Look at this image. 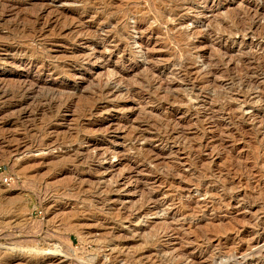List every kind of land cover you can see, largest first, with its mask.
Here are the masks:
<instances>
[{
	"label": "rangeland",
	"instance_id": "rangeland-1",
	"mask_svg": "<svg viewBox=\"0 0 264 264\" xmlns=\"http://www.w3.org/2000/svg\"><path fill=\"white\" fill-rule=\"evenodd\" d=\"M0 2V264H264V0Z\"/></svg>",
	"mask_w": 264,
	"mask_h": 264
},
{
	"label": "bare ground",
	"instance_id": "bare-ground-1",
	"mask_svg": "<svg viewBox=\"0 0 264 264\" xmlns=\"http://www.w3.org/2000/svg\"><path fill=\"white\" fill-rule=\"evenodd\" d=\"M42 1H43V0H42ZM59 1H60V0H59ZM0 3H1V2H0ZM9 3H10V2H9ZM12 3H13V2H12ZM63 3H64V2H63ZM3 4H4V3H2V5H3ZM5 4H7V3L5 2ZM5 4H4V5H5ZM45 4H46V3H45ZM45 4L43 3L42 6L45 5ZM74 4H75V3H74ZM4 5H3V7L5 8V7H6L7 5H9V4H7L6 6H4ZM48 5H49V4H48ZM11 6H12V5H11ZM11 6H10V8H11ZM16 6H17V5H16ZM42 6H41V7H42ZM7 7H9V6H7ZM39 7H40V6H39ZM0 8L2 9V7H0ZM13 8H14V7H13ZM13 8H11L12 11H13ZM17 8H18V7H17ZM8 9H9V8H8ZM11 9H10V10H11ZM42 9H43V8H42ZM42 9H41V11H43ZM45 9H46V8H45ZM51 10H52V9H51ZM3 11H6V10H3ZM3 11H2V12H3ZM7 11H8V10H7ZM41 11H40V12H41ZM2 12H1V13H2ZM14 12H15V11H14ZM16 12H17V11H16ZM22 12H23V10H22ZM43 12H44V11H43ZM59 12H60V11H59ZM4 13H6V12H4ZM48 13H49V12H48ZM15 14H16V13H15ZM49 14H50V13H49ZM57 14H58V13H57ZM45 15H46V14H45ZM55 15H56V14H55ZM37 16H40V14L38 13ZM47 16H48V15H47ZM50 16H53V15H50ZM58 16H59V14H58ZM12 17H13V16H12ZM43 17H44V16H43ZM59 17H60V16H59ZM64 17H65V16H64ZM0 18H1V17H0ZM35 18H36V17H35ZM56 18L59 19L58 17H56ZM72 18H73V17H72ZM67 19H68V18H67ZM76 19H77V17H76ZM3 20H4V18H3ZM29 20H30V22H31L32 19H29ZM29 20H28V21H29ZM33 20H34V19H33ZM39 20H40V17H38L37 21L39 22ZM47 20H48V17H47ZM53 20H54V19H53ZM19 21H20V20H19ZM24 21H25V20H24ZM34 21H35V20H34ZM45 21H46V20H45ZM45 21H44V22H45ZM73 21H74V20H73ZM22 22H23V21H22ZM49 22H50V21H49ZM18 23H19V22H18ZM39 23H40V22H39ZM64 23H65V22H64ZM82 23H83V22H82ZM3 24H5V23H3ZM37 24H38V23H37ZM46 24H47V23H46ZM46 24H45V26H46ZM80 24H81V23H80ZM12 25H13V24H12ZM42 25H43V24H42ZM4 26H5V25H4ZM38 26H39V25H38ZM53 26H54V25H53ZM55 26H56V23H55ZM30 27H31V26H30ZM41 27H42V26H41ZM68 27H69V26H68ZM37 28H38V27H37ZM43 28H44V27H43ZM21 29H22V28H21ZM54 29H55V28H54ZM58 29H59V28H58ZM31 30H33V29L30 28V31H29V32H31ZM41 30H42V29H41ZM41 30H40V31H41ZM73 30H74V29H73ZM44 31H45V29H44ZM57 31H58V30H57ZM83 32H84V31H83ZM83 32H82V33H83ZM22 33H23V32H22ZM26 33H27V32H26ZM32 33H33V32H32ZM56 33H57V32H56ZM59 33H60V32H59ZM82 33L80 32V34H82ZM37 34H38V33H37ZM44 34H46V33H44ZM69 34H70V33H69ZM57 35H58V33H57ZM45 36H47V34H46ZM45 36H43V38H44ZM49 36H50V35H49ZM52 36H53V35H52ZM52 36H51V37H52ZM55 36H56V35H55ZM59 36H60V35H59ZM7 37H8V35H7ZM16 37H17V36H16ZM41 37H42V36H41ZM0 38H1V37H0ZM5 38H6V37H5ZM31 38H32V37H31ZM39 38H40V37H39ZM16 39H17V38H16ZM48 39H50V37H49ZM74 40H75V39H74ZM33 41H34V40H33ZM45 41H46V40H44L43 42H45ZM47 41H48V40H47ZM87 42H88V41H87ZM17 43H18V42H17ZM41 43H42V42H41ZM94 44H95V43H94ZM94 44H93V45H94ZM90 45H91V44H90ZM29 47H30V46H29ZM46 47H47V46H46ZM26 48H27V47H26ZM26 48H25V49H26ZM39 49H40V48H39ZM17 50H18V49H17ZM28 50H29V49H28ZM31 50H32V49H31ZM31 50H30V52L32 53ZM24 51H25V50H24ZM33 51H34V50H33ZM35 51H36V49H35ZM37 51H38V50H37ZM45 51H46V50H45ZM96 51H98V50H96ZM96 51H95V52H96ZM20 52H22V51H20ZM91 52H92V51H91ZM91 52H88V53H87V58H86L87 62H91V61H92L91 58H93V57L95 58V57L97 56L94 52H93V53H91ZM19 54H20V53H19ZM28 54H29V53H28ZM75 55H76V54H75ZM102 55H103V54H102ZM99 57H100V56H99ZM101 57H102V56H101ZM101 57H100V58H101ZM82 58H83V57H82ZM37 59H38V58H37ZM81 60H82V59H81ZM83 60L85 61V59H83ZM90 60H91V61H90ZM96 60H97V59H96ZM78 61H79V60H78ZM93 62H94V61H93ZM14 63H15V62H14ZM14 63H12V64H14ZM84 64H85V63H84ZM94 64H95V62H94ZM16 65H17V64H15V66H16ZM29 65H30V64H29ZM44 66H45V65H44ZM46 66H47V65H46ZM87 66H88V65H87ZM47 67H48V66H47ZM14 68H15V67H14ZM17 68H18V67H17ZM86 69H87V68H86ZM39 70H40V69H39ZM44 70H45V69H44ZM37 73H38V72H37ZM37 73H36V74H37ZM75 73H76V72H75ZM38 74H39V73H38ZM42 74H43V73H42ZM56 74H57V73H56ZM73 74H74V73H73ZM73 74H72V75H73ZM111 74H112V73H111ZM111 74H110V75H111ZM98 76H99V74H98ZM109 77H111V76H109ZM120 82H121V81H120ZM109 83H110V82H109ZM109 83H108V86H107L108 88H107V89H106V85H107V84L105 85V87L103 86V89H104V88L106 89L107 94H110L109 91H111L112 85H113V88H117L118 91H124V90H123L124 88L121 89L119 86H116L115 84H109ZM34 84H35V83H34ZM16 85H17L18 87L20 86V84H19V85L16 84ZM29 85H33V82H31V84H28V83L25 84V83H23V84L19 87V90H20V88H21V89H23L24 91L26 90V91H29V92L31 93V92L34 90V88L31 87V86H29ZM5 86H6V85H5ZM11 86H12V85H10V86L7 85V87H9V88H10ZM2 87H3V86H2ZM15 87H16V86H15ZM49 87H50V86H49ZM2 89L5 90V88H2ZM15 89H16V88H15ZM125 89H127V91H131V90H129V88H126V87H125ZM130 89H131V88H130ZM8 90H9V89H8ZM47 90H48V88H46V91H47ZM51 90H52V89H51ZM53 90H55V89H53ZM56 90H57V89H56ZM108 90H109V91H108ZM11 91H12V90H11ZM11 91H10V92H11ZM16 91H17V89H16ZM58 91H59V90H58ZM60 91H61V90H60ZM62 91H63V90H62ZM68 91H69V90H68ZM102 91H103V90H102ZM102 91H101V93H104V92H102ZM106 91H105V92H106ZM127 91H126V92H127ZM5 92H6V91H5ZM5 92H4V93H5ZM17 92H18V91H17ZM47 92H48V91H47ZM50 92H51V91H49V94H50ZM94 92H95V91H94ZM108 92H109V93H108ZM112 92H113V91H112ZM7 93H8V92H7ZM23 93H24V92H23ZM26 93H27V92H26ZM54 93H55V91H54ZM21 94H22V93H21ZM35 94H36V93H35ZM64 94H67V93L64 92ZM0 95H3V94L1 93ZM16 96H17V95H16ZM36 96H37V95H36ZM56 96H57V95H56ZM58 97H59V96H58ZM62 98H63V97H62ZM64 98H65V97H64ZM60 99H61V97H60ZM64 100H65V99H64ZM64 100H63V101H64ZM65 101H66V100H65ZM39 102H40V101H39ZM61 102H62V101H61ZM70 102H73V101H70ZM63 103H64V102H63ZM61 104H62V103H61ZM64 104H65V103H64ZM69 104H70V103H69ZM91 104H93V103H91ZM65 106H67V105L65 104ZM90 106H91V105H90ZM92 106H93V105H92ZM62 107H63V106H62ZM96 107H97V106H95V109H96ZM76 108H77V107H76ZM92 108H93V107H92ZM60 109H61V107H60ZM90 110H91V107H90ZM92 112H93V111H92ZM93 115H94V114H93ZM91 116H92V115H91ZM84 117H85V116H84ZM87 117H88V116H87ZM81 137H82V136H81ZM83 138H84V137H83ZM83 138H82V139H83ZM78 141H79V140H78ZM90 142H91V141H90ZM51 143H52V142H51ZM24 144H25V143H24ZM26 145H27V144H26ZM26 145H18V146L14 149V151L16 152L15 154L18 156V158H19L20 160H23L22 162L27 161V157H25L26 154L28 153V152L26 153V151H27V147H26ZM50 145H51V144H50ZM2 150H4V148H2L1 151H2ZM6 150H7V149H6ZM32 150H33V149H32ZM4 151H5V150H4ZM4 153H5V152H4ZM28 154H29V153H28ZM6 155H7V154H6ZM63 155H64V154H63ZM68 155H69V154H68ZM43 157H44V156H43ZM65 157H66V155H65ZM67 158H68V156H67ZM106 158H107V157H106ZM107 159H108V158H107ZM110 164H112V163H110ZM111 166H113V164L110 165V167H111Z\"/></svg>",
	"mask_w": 264,
	"mask_h": 264
}]
</instances>
